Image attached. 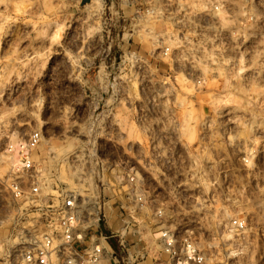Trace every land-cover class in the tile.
I'll return each instance as SVG.
<instances>
[{"label":"rangeland","instance_id":"1","mask_svg":"<svg viewBox=\"0 0 264 264\" xmlns=\"http://www.w3.org/2000/svg\"><path fill=\"white\" fill-rule=\"evenodd\" d=\"M33 129L52 192L164 185L207 264H264V0H0V215Z\"/></svg>","mask_w":264,"mask_h":264},{"label":"built area","instance_id":"2","mask_svg":"<svg viewBox=\"0 0 264 264\" xmlns=\"http://www.w3.org/2000/svg\"><path fill=\"white\" fill-rule=\"evenodd\" d=\"M42 140L33 129L5 145L0 264H207L196 231L161 196L164 185L146 189L131 176V201L118 205L80 178L52 192L34 157ZM231 223L244 227L237 218Z\"/></svg>","mask_w":264,"mask_h":264}]
</instances>
